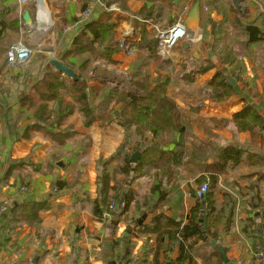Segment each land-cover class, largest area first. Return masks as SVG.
Here are the masks:
<instances>
[{
  "label": "crops",
  "instance_id": "1",
  "mask_svg": "<svg viewBox=\"0 0 264 264\" xmlns=\"http://www.w3.org/2000/svg\"><path fill=\"white\" fill-rule=\"evenodd\" d=\"M14 1L0 0V3L13 6ZM57 1L50 4L45 0V4L55 19L68 23L79 14L82 4L90 0ZM194 1L169 0L168 5L163 0L161 12L172 17L175 14V18L154 21L163 28L172 25L179 16L186 22ZM125 2V9L135 15L144 4L143 0ZM198 2L199 21L187 27L192 35L176 45V89L161 91L155 83L146 87V78L157 76L162 67H157V57L146 43L138 42L140 36L135 29L133 38L127 41L132 45L116 52L110 62L96 58L87 70L81 71L80 61L68 58L69 62H76L75 68L69 67L76 77L79 75L88 87H100L89 96L91 120L65 94L58 101L45 103L55 127L43 126L32 117V112L20 114L18 95L27 89H15L11 100L0 99V169L7 168L0 171V181H4L0 182V203L12 200L7 212L4 207L0 209V233L10 231L13 237L5 240L16 243L13 251L0 243V264H31L34 256H38L36 264H156V260L158 263L175 260L176 229L187 222L195 204L194 181L198 176L206 181L209 177L216 179L211 189L215 210L221 211L216 243L224 248L230 263L264 264V0H241L239 9L232 0ZM152 3L148 1L146 6ZM27 9L33 15L34 7ZM15 12L19 15V9ZM116 21L120 38V26L127 19L120 16ZM246 26L257 30V38L252 42L248 41ZM44 63L50 67L48 62ZM217 72L233 88L225 100L214 98L218 88L209 84ZM34 74L35 71L29 74L25 87L34 83ZM131 94L135 100L126 101L125 97ZM160 99L167 100L176 111V128L172 137H167L172 143L165 149L175 154L181 152L178 164L176 158L168 164L171 171L155 173L165 197L160 199V192L150 189L151 197L147 193L134 194L135 202L125 214L104 212V219L111 220L112 216L114 219L108 225L101 224L92 215V203L102 188V177L109 187L121 183L134 191L138 185L131 181L133 173H129L128 182L120 171H64L63 159L76 154L77 159L88 156L93 161L95 155L100 161L105 159L109 166H121L122 157L126 153L131 156L128 145L137 138L136 123L130 119L136 120L138 114L144 113L143 107L150 101L155 103L152 107H157ZM244 107L250 128L239 130L232 117L243 112ZM58 112L60 119L56 121ZM14 121L19 134L22 133L18 129L26 124L35 123L43 129H30L15 141L8 134V126ZM146 135V146L156 141L150 131ZM173 142L180 146L172 149ZM73 147L76 149L70 152ZM186 149H191L189 157L183 155ZM229 149L238 151L239 161L232 165L227 159L219 170L221 158ZM18 151L20 154L16 156ZM9 157H19L20 165L7 171L4 161ZM55 158L58 159L54 163ZM75 158L67 163V168L76 163ZM58 168L61 171H55ZM56 182L62 184L61 188ZM97 201L103 205L100 198ZM25 206L32 207L38 222L28 223L19 217L16 228L8 227L11 216L25 213L22 210ZM130 209L143 211L133 218L132 230ZM143 213L145 219L138 225L136 219ZM187 243L192 244L191 264H223L218 252L204 239L192 236ZM52 247L57 250L50 255Z\"/></svg>",
  "mask_w": 264,
  "mask_h": 264
},
{
  "label": "trees",
  "instance_id": "2",
  "mask_svg": "<svg viewBox=\"0 0 264 264\" xmlns=\"http://www.w3.org/2000/svg\"><path fill=\"white\" fill-rule=\"evenodd\" d=\"M106 1L111 2L114 0ZM122 1L123 8L125 9L126 2L125 0ZM143 1L144 4L138 15L152 21L160 19V10H156L155 2H162L163 0ZM148 1L153 2L150 7L146 6V2ZM87 4H82L81 11L87 7ZM16 10L18 11V4L16 2L13 6L10 4L3 6L0 3V43L3 41V37L5 36L7 30H18L19 15L15 12ZM75 18H77V16ZM117 29L118 25L116 17L103 9L98 10L94 16H92L88 21L84 22L74 33L75 35L72 37L71 46L67 47L63 52V54H65L64 57H61L62 61H66L64 64L73 69L76 66V62H69L68 58L69 56L75 57L77 61H80L78 68L81 71L87 70L91 63L96 60V58H102L108 62L112 61V56L121 48L119 46L120 38L117 37ZM135 29L140 36L138 42L143 43L146 41L145 45L148 46V50L154 53V51L151 49L152 46L156 47V39L153 36V30L148 29L145 25H140L137 22L135 23ZM246 31L249 35V42H252L257 38L255 33L257 30L252 26H246ZM9 44L6 47V51ZM127 44L130 46L132 45V43ZM44 62H46L44 59L39 61L37 68L34 70V83H32L29 87H24V89H27L26 91L19 92L18 101L20 108L22 109L20 114H22L23 111L28 113L32 112V117H36L37 121H41L43 126L55 127V122L50 120V113L48 112V108L45 107V103L48 101H58L62 95L65 94L79 105L80 111L83 113L85 118L88 121L91 120L92 115L89 113L88 109L89 96L91 92L97 91L100 87H88L86 83L80 79L79 75H77V79L75 81L66 79L63 77V75L53 71L51 67L46 65ZM209 84L216 86V89L218 88V94L216 93L217 95L214 96V98L219 100L227 99L233 92L232 86L224 78L221 72H217L211 81H209ZM125 99L126 101L130 100V102H133L135 97L131 94L128 97H125ZM154 100L156 102V98H154ZM153 104L155 103H151L148 104L147 107H143L144 113L138 114L136 120L130 119L136 123L134 132L137 137L136 140L128 145L131 151L130 155H132L134 152H139L140 158H138L136 162L131 163L129 161L130 156L128 153H126L122 157V165L116 169L122 174L127 176L130 172L136 174L139 171H143L145 168H150L153 166H155L154 171H171L168 164L175 160V155L177 156L176 160L179 158L178 154L181 152H176L175 154L173 153V150L165 149L168 144L172 143V140L168 139L167 137H172L173 130L176 128V126H174L176 122V111L174 110V107H171L168 101L164 99L157 101L158 108L152 107ZM141 108L142 107H140V109ZM245 109L246 107H244L243 112L240 111L235 113L232 117L236 127L239 130L250 128V126H248L245 121L246 117L249 116V114L244 113ZM1 115L2 114H0V117ZM58 115L59 116L56 121H59L60 119V112H58ZM14 122L16 124V121ZM43 126L40 127L35 125V123L26 124L23 128L24 131L22 135H24L30 129H43ZM148 131L153 134L156 141L146 146V134ZM8 134L12 137H16V135L19 133H16V130L13 133L8 126ZM172 146L179 147L180 144L173 142ZM227 159L232 161V165H235V163L239 161L238 151L229 149L226 152V156H222L221 158L222 163L218 165L219 170L223 168V165H225ZM207 182L208 190L203 197L196 198L193 192L195 204L190 208L189 218L185 224L177 227L176 229L177 255L175 260L167 263H158L156 260V264H184L186 262L191 264L193 256L191 251L192 244L187 243V239L189 237L195 236V238L202 240L204 232L209 239L214 241L217 240L219 234L218 225L221 223V211L219 210L216 212L212 197L213 194L211 191L213 186H215L216 179L214 177H209ZM101 184L102 188L98 193V198L101 199L103 205L100 206L99 202L97 201L98 198L92 203V215L96 219L102 220L105 216L104 212L112 213V210H110V205L114 201L117 202L116 200L118 199L120 201L122 197L125 202V209L120 213L121 215L126 212L128 206L132 202H135L132 194L122 195L120 187H117V184L113 187L107 186L105 177H102ZM56 185L58 188H61L62 186L60 182H56ZM109 192H111V195H108ZM164 197L165 193L160 192V199H163ZM22 210L25 213H21L20 216H18V214L11 216V224L13 220H16V223H18L19 217L22 218L20 220H26L28 223L34 221L36 224L38 222L37 215L35 214V211H32V207L29 208L25 206ZM142 212L143 211H141L139 215ZM133 223L135 222L133 221ZM129 247L130 246H128V251Z\"/></svg>",
  "mask_w": 264,
  "mask_h": 264
},
{
  "label": "rangeland",
  "instance_id": "3",
  "mask_svg": "<svg viewBox=\"0 0 264 264\" xmlns=\"http://www.w3.org/2000/svg\"><path fill=\"white\" fill-rule=\"evenodd\" d=\"M49 1H50L49 2L50 4L58 3L57 0H49ZM77 1H80V0H77ZM166 2H167L166 4H168V5L170 4L169 0H166ZM66 3L67 2H65V4ZM160 3H161L160 1L155 3L157 11L160 10V8H161ZM159 18H160L159 20L162 22L164 20V18L165 19L175 18V14L172 17L168 14L162 13L160 10V17ZM53 21L55 23L54 27L51 30H48V32L46 33L45 42L42 43V45L39 48L34 47L32 54H31V57H30V60L26 63V66H24L23 69L16 70V71L11 70L5 66L6 47L9 43H11L12 41H15L16 39H18L20 37L24 40V42L28 43L27 31L22 30V32H21L20 30H14V29L7 30L5 36L3 37L4 38L3 41L0 43V99H3L4 101L11 100V98H13V95L15 93V89H17V88L23 89L25 87L24 83L26 81H28L29 74L34 72L35 68H37V66H38L39 61H42L43 59H44V61H46V57L48 56V52L50 54H54L53 56L58 58L59 60H62L61 57H64V54H65V53L63 54V52L66 50L67 47L71 46L72 37L75 34L72 32H69V31H66L65 33H63V29H64L65 25L67 24L65 19H63V20L54 19ZM164 25H166V24H164ZM189 35H192V34L188 33V36ZM153 36H154V33H153ZM189 38L190 37H188V39ZM143 43H146V41ZM65 45H68V46H65ZM125 46L129 47L128 44H126ZM176 47H177L176 45L173 47V49L171 50V54L168 58H163L161 55L157 54V48L155 46L151 47V49L154 51V53L157 57L156 65L159 68L162 67V70H161L162 72L157 74V76H152V77L146 78V81L144 82L146 84V87H149V86H151L152 83H155V87H157L158 90H161V91L162 90L167 91L169 88L170 89H176V85H178V81H176V79H174L175 75H176V51H175ZM120 49H122V48H120ZM182 67H183V70L185 71L186 69L184 68V65H182ZM151 103H153V102H150L149 104H151ZM9 127H10L11 131L14 133L16 130L15 123L9 124ZM23 128H20V129L17 128V129L19 130L20 133L23 134V131H24ZM22 134H17L16 137H14L15 141H17L20 138V135H22ZM94 134H97V132H94ZM6 144H8V143L6 142ZM171 147H172V149L176 148L175 146H171ZM73 149H76V148L73 147L70 150V152H73ZM190 150L191 149H186V152H185V154L183 153V155L186 157H189L190 155H192ZM192 152H193V150H192ZM19 154H20V151H18L16 156H18ZM178 156H179V158L176 160V164H178V162L181 158V153H179ZM74 157H76L75 158V161L77 160L76 163L75 164L72 163L73 166L71 168H69V167L67 168V163L69 161L73 162ZM176 157L177 156H175V158ZM18 158L17 157H9V159L7 158V160L4 161V165L8 166L7 171H10L12 168L18 166V164H19ZM139 158H140V153H139ZM57 159L58 158L53 159V162L55 163V161ZM99 159H100V157H95V155L92 158L93 161L89 160L88 156H86L85 158L77 159L76 154H70V159H68V155H67V158L65 157L63 159L64 166L62 168H64V169H62V170H64V171H117L116 169L120 167L119 165L118 166H115V165L109 166V163L105 159H102L101 161ZM90 161H91V163H90ZM93 162H94V164H93L94 166L90 167V164H92ZM121 164H122V162H121ZM6 169L2 168V169H0V171H6ZM154 170H155V168H153V167L149 168L148 167V168L143 169V171H139L136 174H132L131 181H133L134 183H136L138 185V188L134 191L133 190L130 191L123 186L121 187V184H119V183H117V187H120V191H121L122 195L137 194V196H142V195H145L147 193V195L150 196L149 195V189H150V191L158 193L161 191L160 187L162 186L161 185L162 183L161 184L157 183V179H155L154 176H155V173L162 172V171H154ZM55 171H61V170L58 168ZM78 178H81V177H78ZM125 180L129 182L127 175H125ZM203 181H205V180H203L202 176L196 177V179L194 181L195 186H196L195 188L200 186ZM0 182H4V181L2 180ZM128 185H126V186H128ZM5 189L6 188L4 186V188L2 190L4 191ZM108 195H111V192H109ZM3 201H6V202L3 204H2V202L0 203V209L3 210V207H4L5 210H3V211L7 212V209H9V207H11V205H12V200H11V198H9V199H5ZM116 201L117 202H115V201L112 202V204L110 205V210H112V212L113 211H115V212L119 211V214H120L125 209L124 208L125 202L123 200V197L120 201H119V199ZM110 203H111V201H110ZM128 209H129V206H128L126 212L128 211ZM130 210H132V214H131V221L129 224L130 225L129 229L132 230L135 228L134 227L135 223H133V218H135V216H139V213L142 210H139V209L138 210L130 209ZM126 212H124L123 214H125ZM107 213L109 215L112 214L110 212H107ZM113 219L114 218L112 216L111 220L107 221L106 219L104 220V218H103L102 220H99V222L101 224H103V222H105L108 225L113 221ZM16 226H17V223H12V224L10 223L8 225V227H12L13 229L16 228ZM5 229L7 230L6 225H5ZM9 232L10 231H6V232L1 231L0 243H2L7 250L13 251V247L16 245V243L14 241H6L5 240L6 237H9V236L13 237V235L10 234ZM11 237L9 238V240L11 239ZM56 250H57L56 248L52 247L51 251H50L51 252L50 255L55 254ZM53 257L55 259V255H53ZM56 261L57 260L55 259L54 262H56ZM53 264H57V263H53Z\"/></svg>",
  "mask_w": 264,
  "mask_h": 264
},
{
  "label": "built area",
  "instance_id": "4",
  "mask_svg": "<svg viewBox=\"0 0 264 264\" xmlns=\"http://www.w3.org/2000/svg\"><path fill=\"white\" fill-rule=\"evenodd\" d=\"M71 2H76L77 0H67ZM18 4L19 9V27L20 31H27L28 43L20 37L15 41H12L6 51V66L11 70H20L26 66L27 61L31 57L34 47H40L42 43L46 40V33L54 27V16L51 10L45 4L44 9H41L37 5L36 0H15ZM34 7V13L31 16V24L25 25L21 18L22 12L29 6ZM100 9L110 12L114 17L125 16L127 21L124 26H120V42L119 46L125 48L127 41L133 38L135 33V23L140 25H145L147 28L153 30L154 38L156 39L157 54L161 55L163 58H168L171 54V50L175 45L184 39H188L187 26L185 25L184 19L179 16L175 22L169 27L163 28L158 22L152 21L150 19L143 18L141 16L135 15L134 13L128 12L123 8L122 0H114L108 2L106 0H90L84 10L80 11L72 21H69L64 29L63 33L66 31L75 33L80 26L88 21L96 12ZM44 16V17H43ZM42 18L47 21V26H45L43 31H40L42 27L40 26ZM123 35H126V40ZM48 52L46 57V62L50 58H56ZM57 59V58H56ZM208 190V182L204 181L200 186L194 190V196L196 198H201L205 195Z\"/></svg>",
  "mask_w": 264,
  "mask_h": 264
},
{
  "label": "water",
  "instance_id": "5",
  "mask_svg": "<svg viewBox=\"0 0 264 264\" xmlns=\"http://www.w3.org/2000/svg\"><path fill=\"white\" fill-rule=\"evenodd\" d=\"M240 2H241V0H232V3L236 9L240 8ZM36 3H37V5H39V7L41 9L44 8V6H45V0H36ZM199 15H200L199 2H198V0H195L189 9L186 22L184 21L185 25L189 28L197 25V23L199 21ZM21 18L24 21L25 25L31 24V16H30L28 9H25L22 12ZM123 37L126 40H128L126 35H123ZM184 47L187 48L186 45ZM48 64L50 65V67L53 68V70L56 73L63 75L66 79H69L71 81H75L77 79L75 72L71 68L64 65L60 60H58L56 58H50L48 60ZM138 158H139V152H134L130 156L129 161L131 163H134L137 161ZM145 216H146V213H143L140 217H138L136 219V223L138 225H140L143 222V220L145 219ZM203 239H204V241L208 242L209 245L214 250H216L218 252L219 258L223 264H231L230 261L228 260L227 256H226V252H225L224 248L221 245L216 243V241L209 239L204 232H203ZM37 260H38V256H34L31 260V264H36ZM73 264H77V263L73 262Z\"/></svg>",
  "mask_w": 264,
  "mask_h": 264
},
{
  "label": "bare ground",
  "instance_id": "6",
  "mask_svg": "<svg viewBox=\"0 0 264 264\" xmlns=\"http://www.w3.org/2000/svg\"><path fill=\"white\" fill-rule=\"evenodd\" d=\"M42 9H43V11H45L44 8H42ZM46 24H47L46 19L45 18H42L41 23H40V26L42 27V29L40 31H43L44 30L45 26H47Z\"/></svg>",
  "mask_w": 264,
  "mask_h": 264
}]
</instances>
